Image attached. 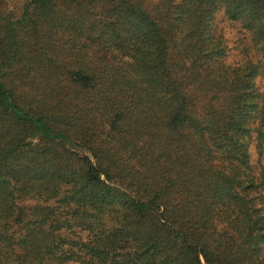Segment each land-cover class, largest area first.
Wrapping results in <instances>:
<instances>
[{
    "label": "trees",
    "instance_id": "trees-1",
    "mask_svg": "<svg viewBox=\"0 0 264 264\" xmlns=\"http://www.w3.org/2000/svg\"><path fill=\"white\" fill-rule=\"evenodd\" d=\"M6 1L0 264H264V0Z\"/></svg>",
    "mask_w": 264,
    "mask_h": 264
},
{
    "label": "rangeland",
    "instance_id": "rangeland-1",
    "mask_svg": "<svg viewBox=\"0 0 264 264\" xmlns=\"http://www.w3.org/2000/svg\"><path fill=\"white\" fill-rule=\"evenodd\" d=\"M21 3V0H7L6 6L8 9H14L17 8ZM256 160L255 156L253 158V162Z\"/></svg>",
    "mask_w": 264,
    "mask_h": 264
}]
</instances>
